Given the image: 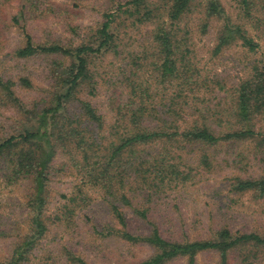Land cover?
<instances>
[{"label":"trees","instance_id":"1","mask_svg":"<svg viewBox=\"0 0 264 264\" xmlns=\"http://www.w3.org/2000/svg\"><path fill=\"white\" fill-rule=\"evenodd\" d=\"M157 3H119L113 12L103 14L93 34H86V42L72 44L54 38L37 42L30 34L33 22L54 13L41 9V0H0V59L3 39L14 29L21 38L9 53L11 59L48 61L47 90L31 104L15 92L17 86L33 88L28 77L13 81L0 74V109H11L17 119L14 133L0 137L3 182L7 187L28 183L27 232L14 241L9 257L0 264H31L50 224L56 220L67 224L76 211L92 206L94 196L106 214L100 226L91 225L94 234L153 250L135 264H171L180 259L196 264L203 252L216 253L217 264H230L237 252L240 263L249 264L264 254V238L256 233H232L223 227L206 239L177 241L163 237L152 219L164 196L194 184L199 169H210L212 149L252 145V155L264 158V128L255 123L264 115V52L259 54L264 49V0H236L232 14L220 0ZM194 12L201 16L197 33L205 35L211 26L216 28L214 57L234 47L254 56L242 62L244 74L227 94L233 105L222 115L219 106L200 105L199 96L201 88L211 84L223 88L221 82L192 69L189 51L178 43V32L184 39L190 33L179 25ZM136 25L151 27L145 40L150 48L143 46V54L120 52L116 33ZM111 54L128 55L130 63L112 75L118 88L113 90L111 119L106 120L91 102L97 85L91 67L96 58ZM59 155L66 158L77 184L69 195L60 196L59 214L49 220L46 187ZM229 191L261 199L264 176H235ZM128 215L147 223V234L129 232ZM65 256L68 264H89L76 253L66 251Z\"/></svg>","mask_w":264,"mask_h":264},{"label":"rangeland","instance_id":"2","mask_svg":"<svg viewBox=\"0 0 264 264\" xmlns=\"http://www.w3.org/2000/svg\"><path fill=\"white\" fill-rule=\"evenodd\" d=\"M126 1L129 0H41V9L54 13L33 22L28 29L37 42L51 38L72 44H78L82 40L86 42V34L95 32L103 20V14L113 12L117 4ZM148 1L152 6L159 5L157 0ZM220 2L232 14L236 0ZM200 17L198 12H194L179 25L182 30L190 33L184 39L178 32V43L181 48L185 46L189 51L188 58L191 59L192 69H196L201 75L212 76L215 82H221L223 88L211 84L210 88H201L199 96L202 100L200 105H210L212 108L219 106L218 113L222 115L233 105L227 94L233 89L230 88L231 85L238 82L244 74L245 65L242 62L254 56L249 57L241 48L234 47L214 57L212 48L216 28L211 26L205 35L197 33ZM121 18L120 21L125 19L124 16ZM150 29L151 27L143 25L120 28L116 33L121 45L120 52L126 50L133 55L141 51L143 54V46L147 50L150 48V44L145 41H148ZM20 38L12 29L3 39L0 74L12 78L13 81H17L20 76L28 77L33 88L24 90L17 86L15 92L26 104H31L47 90L48 61L44 58L25 62L11 59L9 53L18 46ZM259 52L261 54L264 49ZM128 58V55L122 57L111 54L96 58L92 64L97 85L96 95L91 98V102L106 120L111 119L113 90L118 88L114 86L112 75L119 68H128ZM16 120L11 109H0V137L14 133ZM209 120L213 122L215 119ZM255 123L257 127L264 128V115L258 116ZM212 150L213 164L210 169H199L194 184L164 196L154 211L153 222L158 225L163 237L177 241L206 239L223 227L232 233H256L264 238V197L257 199L250 193L237 194L229 191L230 179L235 176L244 179L263 177L264 158H255L252 155V145H220ZM49 172L45 216L49 220H55L59 214L60 196L69 195L77 181L71 175L66 158L61 155L54 160ZM27 187L28 183L15 187L5 186L3 169H0V260L9 257L14 241L20 234L27 232L28 212L24 197ZM127 217L129 232L136 235L147 234V223L131 218L130 215ZM105 220L106 214L101 202L94 196L92 206L76 211L67 224L57 220L55 225L50 224V229L41 240L31 264H68L65 261L66 251L76 253L89 264H135L153 253L145 244L133 245L118 238H104L94 234L91 225L98 227ZM240 259L235 252L230 258V264H241ZM217 262L218 256L214 252H203L196 257V264ZM171 264H185V260H176ZM249 264H264V254H259Z\"/></svg>","mask_w":264,"mask_h":264}]
</instances>
